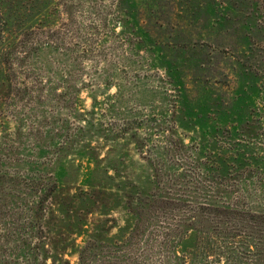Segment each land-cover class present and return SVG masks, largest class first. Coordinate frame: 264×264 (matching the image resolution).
<instances>
[{
    "label": "rangeland",
    "instance_id": "374dc122",
    "mask_svg": "<svg viewBox=\"0 0 264 264\" xmlns=\"http://www.w3.org/2000/svg\"><path fill=\"white\" fill-rule=\"evenodd\" d=\"M125 1L136 20L121 0L9 5L2 264L13 258L12 203L31 202L37 177L57 171L65 193L90 192L107 206L87 217L89 235L113 238L133 202L145 203L138 227L125 230L129 242L110 245L126 264H264V251L246 248L256 238L264 247V0H245L240 19L225 12L237 0ZM144 247L152 252L140 260Z\"/></svg>",
    "mask_w": 264,
    "mask_h": 264
},
{
    "label": "trees",
    "instance_id": "16d2710c",
    "mask_svg": "<svg viewBox=\"0 0 264 264\" xmlns=\"http://www.w3.org/2000/svg\"><path fill=\"white\" fill-rule=\"evenodd\" d=\"M44 1L47 4L48 0ZM11 2L12 0H0V46L3 43V35L11 22V20L9 21V5ZM127 3V1L121 0L119 9L123 8L127 17L131 16L136 20L137 8ZM249 4L251 3L245 0H237L233 4L229 2L228 9L225 11L226 16L240 19L245 16ZM146 11L152 14V5H146ZM57 172V175L54 174V179L45 174H40L37 177L29 192L31 202L28 201L24 205L19 203L21 208L12 203L13 212L18 213L19 217H13L11 226H13L12 230L14 229L15 233L7 240L8 242L11 241L8 249L13 258L10 263L5 264H16L19 260L22 263L17 264H70L69 260L64 259L66 255H76L77 264H93V261H98V259H101L102 264H126L127 260L123 261L121 252H118L120 249L115 251V248L110 245L116 243L124 245L129 242L130 239H124V236H126L125 230L132 226L138 227L141 215L139 211L146 208L144 207L145 203L139 199L133 202L134 208L129 210V220L126 221L127 226L120 229L113 238L106 239L98 230V235L96 233L89 235L87 217L96 212L100 216L105 215L108 211L107 206L103 205L101 208H97L100 204H97L90 192L84 191L72 195L65 193L62 185L65 181V173ZM3 177L5 176L3 175ZM3 177L0 176V182L2 183L4 182ZM96 183L97 179L91 177L86 181V186L90 190H94ZM129 194L128 197L130 198L134 195V192L132 191ZM128 197L121 195L119 198L126 199ZM15 198L13 196L12 200ZM126 208L129 209V206H126ZM83 237H85L83 246L76 248V240ZM256 239V243L253 241L252 244L246 245V248L253 249L254 253L261 254L264 251L263 241L261 238ZM103 244L107 246H102ZM121 247L117 246L116 248ZM150 252H152L150 248L144 247L139 259L147 260V254ZM2 263L0 251V264Z\"/></svg>",
    "mask_w": 264,
    "mask_h": 264
}]
</instances>
